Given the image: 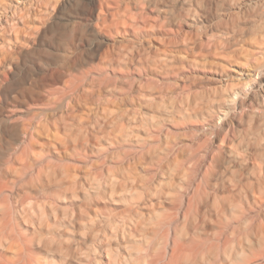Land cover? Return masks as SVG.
<instances>
[{
  "label": "rangeland",
  "instance_id": "1",
  "mask_svg": "<svg viewBox=\"0 0 264 264\" xmlns=\"http://www.w3.org/2000/svg\"><path fill=\"white\" fill-rule=\"evenodd\" d=\"M64 3L0 0V264L264 261V0H95L93 57L35 82Z\"/></svg>",
  "mask_w": 264,
  "mask_h": 264
},
{
  "label": "clouds",
  "instance_id": "2",
  "mask_svg": "<svg viewBox=\"0 0 264 264\" xmlns=\"http://www.w3.org/2000/svg\"><path fill=\"white\" fill-rule=\"evenodd\" d=\"M94 3L95 0H65L64 7L42 36V43L35 46L31 53L39 66L37 71L29 65L35 82L43 81L45 78L53 80L71 78L88 63V58L93 57L94 48L102 44V40L99 39L102 29L97 28ZM243 226L246 228L247 223ZM238 227L240 225L233 218L224 231L227 233ZM208 251L211 252L212 259L205 261V264H242L240 254L233 255L235 249L231 245L225 247L217 241ZM221 255L224 256L223 261L220 260ZM152 264H179V261L168 258L165 247L161 255L153 258ZM260 264H264V261Z\"/></svg>",
  "mask_w": 264,
  "mask_h": 264
},
{
  "label": "bare ground",
  "instance_id": "3",
  "mask_svg": "<svg viewBox=\"0 0 264 264\" xmlns=\"http://www.w3.org/2000/svg\"><path fill=\"white\" fill-rule=\"evenodd\" d=\"M14 116V115H13ZM9 121V120H8ZM16 121V120H15ZM13 125V124H12ZM26 142V141H25ZM11 263V262H10Z\"/></svg>",
  "mask_w": 264,
  "mask_h": 264
}]
</instances>
